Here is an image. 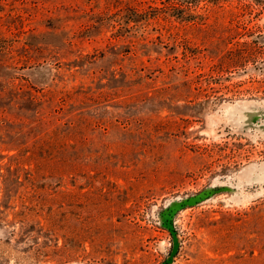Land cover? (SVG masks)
<instances>
[{
  "label": "rangeland",
  "instance_id": "rangeland-1",
  "mask_svg": "<svg viewBox=\"0 0 264 264\" xmlns=\"http://www.w3.org/2000/svg\"><path fill=\"white\" fill-rule=\"evenodd\" d=\"M0 264H264V0H0Z\"/></svg>",
  "mask_w": 264,
  "mask_h": 264
},
{
  "label": "trees",
  "instance_id": "trees-1",
  "mask_svg": "<svg viewBox=\"0 0 264 264\" xmlns=\"http://www.w3.org/2000/svg\"><path fill=\"white\" fill-rule=\"evenodd\" d=\"M244 46L247 47V44H245ZM239 52H243V51L241 50V51H239Z\"/></svg>",
  "mask_w": 264,
  "mask_h": 264
}]
</instances>
